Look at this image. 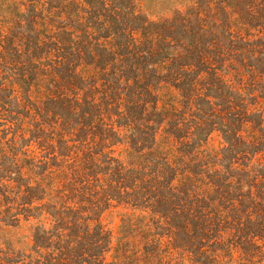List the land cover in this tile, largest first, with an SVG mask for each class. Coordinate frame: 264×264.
Returning <instances> with one entry per match:
<instances>
[{
	"label": "trees",
	"instance_id": "1",
	"mask_svg": "<svg viewBox=\"0 0 264 264\" xmlns=\"http://www.w3.org/2000/svg\"><path fill=\"white\" fill-rule=\"evenodd\" d=\"M4 3L23 29L12 45L20 40L15 51L31 66L17 81L28 101L11 79L0 92L11 91L27 118L36 111L30 72L41 74L51 87L46 115L57 119L34 137L41 158L25 149L32 138L19 150L14 136L0 151V216L32 224L27 264H172L175 253L220 264L219 251L240 246L230 229H247V261L262 256L264 0ZM215 132L226 146L209 151ZM160 133L177 156L154 149ZM118 145L129 165L114 157ZM113 202L141 217L123 226L118 247L96 218Z\"/></svg>",
	"mask_w": 264,
	"mask_h": 264
},
{
	"label": "rangeland",
	"instance_id": "2",
	"mask_svg": "<svg viewBox=\"0 0 264 264\" xmlns=\"http://www.w3.org/2000/svg\"><path fill=\"white\" fill-rule=\"evenodd\" d=\"M7 8L8 6L6 3H4L2 8H0V84L11 79V81L7 82L9 85L8 88L11 90V87H14L17 91H19L17 92L18 97L20 99L23 97L24 101H28V96L23 93L21 85H17V81H20L23 74L25 73V68L30 65V62L26 57L21 58L15 51L22 49L21 46H18L20 43L19 39L15 41V45H12V38L16 36L18 38L19 33H21L23 29H18V27L14 25V20L11 19L9 13L10 9L7 10ZM23 11L24 10H22V12ZM242 34L245 35L246 32L243 31ZM30 75L31 78H34L32 82L29 81L30 85H32L30 91L32 104L31 107L36 109V111L31 110L29 117L25 118L27 113H25L22 108L18 107L17 102L9 99L8 96L10 95L11 91L0 92V100L7 102L8 108L14 111L13 115L7 114L3 110V107H0V151L2 150L3 146H5V148L8 147L6 141L12 140L14 136L16 137L17 149L19 150H21V146L29 144V140L32 138L34 141L31 143L30 147L27 148L26 146L25 149L34 151L32 155L41 158L46 154L45 152H41V150L38 149L37 144L34 143L36 141L34 137L38 136L39 134L45 137L47 133L49 134L48 130H46L47 132L43 133H40L37 130L39 127H43L41 123H55L57 122V119L53 113L46 115L47 111L45 107L47 105L46 102L48 101V90L51 89L50 79L44 78V76L41 74L36 75V72H30ZM34 84H37V86ZM23 86L27 89L30 87L29 85ZM165 94L166 92L161 93L163 96ZM38 107H40V109ZM48 107H53V104L49 105ZM18 113H20L21 118L24 119L23 123L18 120ZM35 114H37L36 118L34 117ZM73 120L75 121V118L72 119V122ZM44 128L47 129L48 126ZM57 131H60V126L59 129L57 128L55 131V134H57ZM23 136L26 138V142L22 140ZM243 136L245 139H248V134L246 132H243ZM55 139L57 141V138ZM9 144H11V142ZM225 146L226 144L224 143L222 134L220 132H215L212 134L208 144L205 147L209 151H219ZM177 148L178 146L175 143L164 139L163 133L158 135L157 143L154 149L166 153L168 152L171 156H177ZM127 149L128 147L125 145H118L114 147V157L124 162L125 165H129ZM4 156V154L2 156V153H0V162L6 161ZM18 157L22 158V154H19ZM7 165L10 164L8 163ZM0 202L2 205L7 203L6 199L1 195ZM243 214L244 213L240 215ZM20 217L21 221L17 226V224L9 222V217L0 216V264H27L29 261L36 259L35 255L32 254V224L27 223L23 216ZM96 218H99V224L112 235L113 245L118 247V239L121 237L123 226L131 220L133 223L137 224L138 219L141 217L140 212L131 208H125L122 205H118L116 202H113L110 207L102 211H98ZM242 218H244L243 221L247 220L245 215H243ZM230 222H232V218H230ZM231 227L232 226H230V228ZM243 231L244 232L236 233V230H228L229 234L226 235V238L230 240V244L232 243L234 245L240 246L236 248L232 247L233 250L230 252H225L224 250L219 251V253L222 255L220 258V264H264V249L262 256H257V258L251 262L247 261L244 252L249 250L250 246L247 244H242L245 243V241L243 242L240 238L242 235L245 236L247 229ZM253 251L255 253H260L261 249L253 248ZM117 254L118 253L116 252V249H113L108 254L109 262H115L114 257ZM223 255H226V257ZM172 259V264H180L181 262H184L185 264H191L190 258L182 257L178 253H175Z\"/></svg>",
	"mask_w": 264,
	"mask_h": 264
}]
</instances>
